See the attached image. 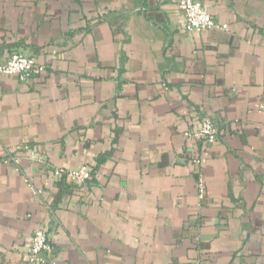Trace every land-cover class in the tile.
<instances>
[{
	"label": "crops",
	"instance_id": "crops-1",
	"mask_svg": "<svg viewBox=\"0 0 264 264\" xmlns=\"http://www.w3.org/2000/svg\"><path fill=\"white\" fill-rule=\"evenodd\" d=\"M179 1L0 0V62L45 68L0 75V264L39 227L54 264H264V0H193L226 30L192 33ZM198 113L212 145L184 138Z\"/></svg>",
	"mask_w": 264,
	"mask_h": 264
},
{
	"label": "built area",
	"instance_id": "built-area-1",
	"mask_svg": "<svg viewBox=\"0 0 264 264\" xmlns=\"http://www.w3.org/2000/svg\"><path fill=\"white\" fill-rule=\"evenodd\" d=\"M178 9L180 13L179 27L185 33L202 32L212 29L226 30V25L218 23L199 2L180 0L178 2ZM44 71L45 68L39 66L35 58L22 50L13 52L4 61L0 62V75L16 76L20 82H26L30 78L40 76ZM197 119L199 121V128L195 132H185V140L195 145L202 143L206 146L217 142L220 139V131L213 117L198 113ZM23 149L30 152L32 161L38 160L36 153L32 149L29 147H24ZM19 161V158L8 152L2 158L4 165H12L21 173ZM205 161L206 153L193 160V164L196 166L198 172L196 189L200 199L204 197L205 192V181L202 171H200ZM51 174L57 182L66 181L73 189L86 186L92 179V173L86 166H79L74 170L52 168ZM25 183L30 187L34 195L38 197L42 195V191L35 188L28 179H25ZM51 251L52 241L50 234L41 227L35 229L29 238L25 254L26 261L29 264H54L50 260Z\"/></svg>",
	"mask_w": 264,
	"mask_h": 264
}]
</instances>
